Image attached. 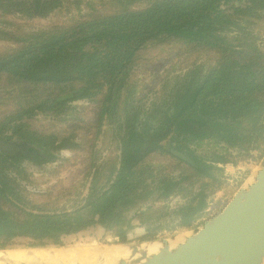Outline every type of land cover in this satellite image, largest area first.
I'll list each match as a JSON object with an SVG mask.
<instances>
[{
    "label": "trees",
    "instance_id": "obj_1",
    "mask_svg": "<svg viewBox=\"0 0 264 264\" xmlns=\"http://www.w3.org/2000/svg\"><path fill=\"white\" fill-rule=\"evenodd\" d=\"M66 3L90 12L41 33L25 32L11 22L17 16L47 19ZM0 17V41L16 45L0 54V102L16 100L0 119V138L26 137L48 150L59 138L67 139L76 124L63 119L71 124L60 129L48 124L43 130L34 120L77 112L71 103L79 100L100 104L95 110L98 132L112 108L115 112L122 104L128 117L136 102L133 79L140 59L154 47L168 46L198 52L202 61L197 65L196 60L197 68L183 77L162 82L164 108L170 106L167 100L177 102L162 125L182 121L190 134L193 124L208 125L196 137H214L249 156L257 150L264 158V39L253 30L264 18V0H0ZM173 83L180 93L166 94ZM122 151L124 164L116 179L113 167L101 186L104 168L98 170L85 205L71 212L48 205L26 208L22 187L1 169L0 250L18 239L30 241L32 247L61 246L65 237L97 226L111 231L119 243H130L133 220L146 225L151 218L148 212H127L136 208L138 193L149 187L146 181L154 178V170L136 165L139 154L133 155L130 139ZM3 158L9 164L5 169L15 168L11 158ZM188 166V171L182 166L183 179L163 181L166 196L185 181L193 185L194 177H210V167ZM207 206L204 192L192 197L179 209V226L194 229L192 224ZM147 231L143 241L154 240L157 233Z\"/></svg>",
    "mask_w": 264,
    "mask_h": 264
},
{
    "label": "rangeland",
    "instance_id": "obj_2",
    "mask_svg": "<svg viewBox=\"0 0 264 264\" xmlns=\"http://www.w3.org/2000/svg\"><path fill=\"white\" fill-rule=\"evenodd\" d=\"M90 11L83 6V10L79 11L74 5L65 4V6L47 19H26L20 16L12 18L11 22L20 25L21 29L29 33H41L48 31L54 27L61 26L66 22H70L73 16L78 14L86 15ZM0 21L3 19L0 17ZM257 37L264 39V18H261L257 25L253 29ZM16 47L15 44L7 41H0V54L10 52ZM264 50V47H263ZM189 51L179 52L172 47L161 46L150 49L141 59L138 64L137 71L134 73V81L137 86V94L135 95L137 100L136 107H139L143 112H147L148 108H151L153 101L160 98L162 92V82L167 78H174L175 76H181L185 73L191 72L197 68L194 62L197 60L198 64L201 63L202 56L198 52ZM177 88L174 83L170 86V89L166 92L175 91ZM162 96V95H161ZM1 103V102H0ZM15 99H3V103L0 104V119L15 106ZM77 106H84L79 110V116L71 112L63 117L55 118L52 120L50 117L39 116L36 117L34 124L39 127L52 124L55 127L63 128L69 126V124H76L75 129L68 131L78 138L82 143L87 140H94L95 127L87 128L86 123L96 125L97 115L95 112L94 104L86 101L76 103ZM133 118V114L130 116ZM63 119H69L71 123L67 124L62 122ZM125 114L123 113V105L118 110V121L112 126L115 130L108 131V135H102V143L99 145V150L103 152V164L105 176H108L111 169L108 168L116 162L119 157V138L122 134L120 132V125L125 123ZM85 123V124H83ZM108 129V128H107ZM50 131H53L49 129ZM115 131H119V135H114ZM124 132V131H123ZM113 133V135H112ZM116 133V132H115ZM66 148V147H64ZM214 143L205 142L201 143L196 148V154L202 159H210L214 155L216 156L219 150L215 149ZM59 153L58 165H46L44 167L34 166L33 163L26 162L27 165L24 171H20L17 168H11L6 170L7 174H11L18 184L21 185V194L27 197L26 208H36L48 205L59 210H73L75 207L80 206L84 199L88 196L89 187V174H86L85 165L81 164L83 154L79 153L76 156L71 157L70 151L57 152ZM233 154L230 157L232 160L230 165L216 166L212 169V178L197 177L193 179L195 185L193 193L191 189L186 186L187 190L181 188L176 189L169 196H164L163 180H176L181 178L180 171L177 168V162L172 159L168 161L160 156H153L148 160V165H153L154 178H147L149 187L146 191H140L138 193V204L132 210L128 211L129 216L135 215L137 211H147L152 215L156 213L157 218L149 220L146 225L135 222V228L130 232V243H141L147 241L161 240L164 238L180 235L185 232H189L192 229L180 228V214L178 208L185 205L194 193L199 192V189L205 184V194L210 202L211 215L217 217L228 206L233 199L237 191L244 185L248 177L255 171L260 165L262 159L246 156H235ZM256 155V154H255ZM97 156L95 160L98 158ZM114 166V165H113ZM112 166V168H113ZM104 180L101 182V184ZM89 183V184H88ZM105 183V182H104ZM157 211V212H156ZM207 219L208 221H206ZM210 216L203 214L199 215L195 222L192 224L195 228L204 225L206 222L211 221ZM160 227L159 235L154 240L143 241L148 234V229H154ZM62 247H94L102 245L120 244L114 237L111 231H107L103 227H95L88 231L82 232V234L65 237L62 242ZM30 241L26 239H18L12 245L5 249L4 252L0 251V254L6 255L11 251L17 250H30ZM48 247H58L50 245ZM41 250V249H40Z\"/></svg>",
    "mask_w": 264,
    "mask_h": 264
},
{
    "label": "flooded vegetation",
    "instance_id": "obj_3",
    "mask_svg": "<svg viewBox=\"0 0 264 264\" xmlns=\"http://www.w3.org/2000/svg\"><path fill=\"white\" fill-rule=\"evenodd\" d=\"M189 73V72H188ZM187 74V73H185ZM184 74V75H185ZM183 75V76H184ZM181 77V76H180ZM180 89L177 88L176 89V93L179 94ZM137 94V91H136ZM135 94V95H136ZM179 98V97H178ZM136 102H140V100H137L135 97ZM166 100V98L161 97L160 99H157L155 101H153V105L151 108L147 109V112H143V110H141L139 107H136V102L134 103V106L132 109L129 110V115L127 117V114L124 113L125 107L123 106V113L125 114L126 117V121L124 123V125H120V132L122 130V134L119 135V131H115L114 135H119V150H120V154L119 157L117 158L116 162L113 163V167L116 168L117 172L113 174L112 179H116L117 175L119 174V170H120V166L123 165V142L125 140H129L130 139V145H131V151L133 153V155L135 154H139L137 159H136V165H144V167H150L151 169H153V165H148V160L153 157V156H160L163 157L165 160H169L172 159L175 162H177V168L180 171V175L181 178L176 179L174 181H179L181 179H183L184 175H183V169L185 168L187 171L189 170V166L188 165H192L195 168H200L201 170H205L208 169L207 167L211 168V172L215 171L212 170L214 168H216V166H224V165H230L232 160L230 157L233 156V154H237L235 156H243L244 154H246V156H249V154L246 153V151L242 150L240 147H232L230 146L228 143H220L218 141V139L212 137L211 139H207V138H201V137H196L197 134L199 133V131H204L205 129L208 128V125H201L198 123H195L192 125L193 127V132L192 134L190 133H185L186 131L184 130V126L182 124V121L180 123H175L174 121H172V123L170 124V126L167 128V126L162 125L163 124V120L166 116H171L173 115L174 111H175V103L177 104L175 99L172 100H167L168 102H170V106H167L164 108V101ZM178 100V99H177ZM81 101H86L88 103L94 104V110H98L100 108V104L98 102H91L89 100H79V101H75L72 104V106L77 108V112H73L76 114L77 118L79 116V110L84 108L86 110V107L84 106H77L75 105L78 102ZM122 105V104H121ZM120 109V107L116 108V111L114 112L113 108L112 111L109 114L105 115V119L102 123V126L100 128V132H98L97 128L95 129V137L94 140H87L84 141L83 143L76 138L75 136L69 134L67 139L64 138H59L58 141L55 142V144L53 145H49L48 150L47 147L43 146L44 144H39L36 142H32L29 139H27L26 137L21 138V137H13V138H8V135L6 136L7 138H0V140H4L7 142H12L15 143L16 147L18 148L17 151H15L14 153H12L11 155H7L4 152H2L0 150V170L4 169V172L6 170H8V167L5 166L9 165L7 163L8 160H4V156L9 157L11 159H9L13 166H15V168L20 169V171H24V168L27 166L25 165L26 162H30L33 163L34 166H38V167H44L46 165H58L59 163L58 161V157H59V153L57 152H63V151H70L71 152V157L72 156H76L77 154L79 155V153H82V159H81V164L85 165V170H86V174H89V187H88V196L84 199V202L78 206L75 207V209L73 210H66V211H76L77 209L81 208L82 206L85 205L86 203V199L89 197L90 194V190L93 188L94 183H95V177H96V173L98 170H101V168H104L103 164V152L102 149L99 150V145L100 143H102V138L101 136L104 135H108V131L111 129L115 130L114 127H112L117 121H118V110ZM196 110H198V107L196 108ZM96 112V111H95ZM71 113V112H70ZM133 114V118H131L130 116ZM97 115V114H96ZM127 118H129L130 120V129L127 128ZM97 121V120H96ZM97 123V122H96ZM85 124V123H83ZM90 127H89V126ZM112 125V126H111ZM180 125V126H178ZM86 127L87 128H92L95 127L94 124L92 125L91 123H86ZM108 128V129H107ZM187 129V128H186ZM197 130V131H196ZM124 131V132H123ZM131 132V134H130ZM99 133V134H98ZM98 134V136H96ZM113 135V133H112ZM213 135V134H211ZM11 136V135H9ZM214 143V145L216 146L215 149L219 150V152L217 153V155L213 156L210 159H202L198 154H196V148L199 144L201 143ZM39 144V145H38ZM41 145V146H40ZM66 147V148H64ZM160 147V148H158ZM140 150L139 153H137V151ZM142 151V152H141ZM256 154V155H255ZM250 155L254 158H259L260 157V151L257 150H253L250 152ZM3 156V157H2ZM99 156L96 160L95 158ZM249 156V157H251ZM184 157H188L191 161H187ZM223 159L224 161L220 160ZM2 162V163H1ZM112 166L108 167L111 169L112 171ZM182 166L184 168H182ZM111 171L109 173L108 176H105V173L103 172L102 175V180L101 182L104 180V182L101 184V186H104L107 184V181L110 177ZM5 174H7L5 172ZM10 175V174H9ZM212 173H210V177H205V176H198L199 177H203V178H212ZM197 177H194L193 179H195ZM151 179V178H150ZM192 179V180H193ZM167 180V179H166ZM191 180V181H192ZM164 181V180H163ZM147 182V181H146ZM16 183L18 184V181L16 180ZM193 183V181H192ZM19 185V184H18ZM148 185V183H147ZM21 186V185H20ZM149 186V185H148ZM186 186H188L189 189H191L190 191L193 193V190L195 185L193 183V185H190L187 181H185L183 183V187H181V189L183 190H187ZM207 187V185H203L201 187V189H199V192L197 191V193H194V196H196L197 194L204 192L205 194V188ZM178 189V188H176ZM164 192L162 193V195H165L166 192V188H163ZM206 195V194H205ZM168 196V195H167ZM207 196V195H206ZM191 197V199H192ZM191 199L185 204L187 205ZM207 203L208 206L207 208L200 214H206L208 216H210L211 218H215L214 215H211L212 211L210 207V202L208 201V197H207ZM183 205V206H185ZM181 207L178 208V212L179 209H181ZM142 212H147L142 210ZM157 212V211H156ZM150 214V213H149ZM156 213H153L150 216V220L157 218V215H155ZM180 218V217H179ZM206 221H208L207 219H205ZM138 220H133V227L135 228V222ZM147 222L149 220H146ZM139 222V221H138ZM140 223V222H139ZM207 223V222H206ZM141 224V223H140ZM97 227H101V226H97ZM180 228H184L182 226H179ZM191 228H187V229H192ZM195 228V226H194ZM159 229L160 227H156L154 229L151 230V233H157V235H159ZM157 237V236H156Z\"/></svg>",
    "mask_w": 264,
    "mask_h": 264
},
{
    "label": "water",
    "instance_id": "obj_4",
    "mask_svg": "<svg viewBox=\"0 0 264 264\" xmlns=\"http://www.w3.org/2000/svg\"><path fill=\"white\" fill-rule=\"evenodd\" d=\"M0 150L11 155L18 148L15 143L0 140ZM151 244L160 247L158 253L149 255L146 248ZM118 246L129 249V255L113 263L92 255V261L95 264H264V158L221 214L189 232L137 244L31 249H42L50 255L59 251L76 255L77 251H104ZM72 264L87 263L76 260Z\"/></svg>",
    "mask_w": 264,
    "mask_h": 264
},
{
    "label": "bare ground",
    "instance_id": "obj_5",
    "mask_svg": "<svg viewBox=\"0 0 264 264\" xmlns=\"http://www.w3.org/2000/svg\"><path fill=\"white\" fill-rule=\"evenodd\" d=\"M146 250L149 255H154L158 253L160 247L156 244L148 245ZM48 251L40 249L31 250H17L11 251L6 255L0 254V264H33V263H49V264H72L76 260L82 263L95 264L92 260V255L96 258L104 257L108 262L113 263L129 255V249L125 247H114L107 250H86L77 251L76 255H71L70 253L64 254V252L59 251L50 255ZM96 260V259H94Z\"/></svg>",
    "mask_w": 264,
    "mask_h": 264
}]
</instances>
